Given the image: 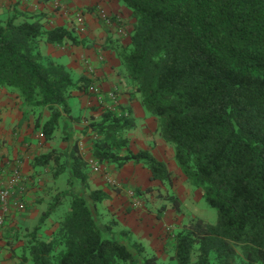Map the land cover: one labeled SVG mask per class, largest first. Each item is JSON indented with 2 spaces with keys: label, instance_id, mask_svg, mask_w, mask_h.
<instances>
[{
  "label": "trees",
  "instance_id": "16d2710c",
  "mask_svg": "<svg viewBox=\"0 0 264 264\" xmlns=\"http://www.w3.org/2000/svg\"><path fill=\"white\" fill-rule=\"evenodd\" d=\"M118 1L134 18L129 43L114 42L124 74L156 119V133L172 147L179 170L216 212L214 223L194 217L173 234L170 259L264 264V0ZM43 17L17 10L0 14V87L18 94L23 116L31 112L47 140L63 113L69 114V91L93 94L87 88L93 81L73 80L64 65L41 53V41L86 42L73 27L47 28ZM88 126L94 159L117 167L142 164L167 187L164 197L180 211L172 172L148 150L129 149L125 133L135 123L123 106L101 108ZM34 160L55 163L53 178L70 171L68 184L76 180L83 193L67 190L53 197L24 245L21 264H167L115 228L116 221L99 218L96 203L108 195L89 190L87 163L75 140L64 151L50 150ZM65 197L68 205L56 229L40 237L41 224Z\"/></svg>",
  "mask_w": 264,
  "mask_h": 264
},
{
  "label": "crops",
  "instance_id": "0c3cea01",
  "mask_svg": "<svg viewBox=\"0 0 264 264\" xmlns=\"http://www.w3.org/2000/svg\"><path fill=\"white\" fill-rule=\"evenodd\" d=\"M88 6L92 7L93 11L84 10ZM98 9L116 15L113 17L115 22L106 24L99 18ZM13 10L42 14L44 25L47 22L51 27H76L79 37L87 39L85 46L41 41L40 51L64 65L73 80L82 76L91 79L98 86L101 95L91 96L79 88H72L67 98L69 114L63 113L62 121L53 135L47 140L40 139L36 147L39 138L35 134L32 118L23 116L20 97L12 90L0 87V164L9 160L8 158L20 160L23 164L25 184L23 195L17 192L12 195L9 215L0 227V264H21L20 255L25 247L24 240L27 235L25 231L37 222L38 212L46 203L51 202L56 193L67 190L76 194L83 193V188L76 180L72 186L68 184L70 171L67 169L55 179L44 181L41 175L34 174L39 172L41 165L32 168L27 165L32 152L45 154L50 150L64 151L74 140L82 159L87 163L85 173L89 190L102 189L108 195L107 199L96 203L99 218L102 221H116L115 228L130 233L131 237L144 247L147 254L156 255L165 261L170 259L174 253L171 243L174 230L181 228L185 220L182 208L184 192L194 188L186 182L185 176L177 167L172 147L156 133V119L138 101L139 96L125 76L113 49V42L123 45L129 43L134 22L131 11L118 0H0V14ZM78 13H81V17H77ZM109 92L116 94L117 103L123 106L135 123V126L125 133L129 140V149L134 153L148 150L172 172V190L181 201L180 211L164 197L166 186L152 179L150 171L142 164L127 162L116 169L114 163L98 162V170L88 164L87 158H93L90 149L91 139L94 137L88 123L100 114L102 100L104 104L110 102L106 97ZM47 116V112H44V118ZM27 143H31V148H27ZM18 155L21 158H18ZM108 169L112 174H105L104 171ZM62 174H65L66 178L58 183ZM108 175L111 180L114 178L117 191L106 185ZM148 187L151 190L145 191ZM137 189L142 193L137 194ZM131 190L134 195L129 194ZM134 198L139 200L136 206L133 205ZM15 199L22 200L27 209L16 211L13 204ZM99 203L103 205L100 207ZM163 205L165 208L161 210ZM28 206L34 207L30 210ZM50 222L52 226L54 223ZM52 229L54 230V227Z\"/></svg>",
  "mask_w": 264,
  "mask_h": 264
},
{
  "label": "rangeland",
  "instance_id": "374dc122",
  "mask_svg": "<svg viewBox=\"0 0 264 264\" xmlns=\"http://www.w3.org/2000/svg\"><path fill=\"white\" fill-rule=\"evenodd\" d=\"M89 7V6H88ZM87 7V8H88ZM84 10H86V8L84 9ZM97 12H98V10H97ZM81 14V13H80ZM99 18L101 19V20H103L100 16H99ZM104 21V20H103ZM105 22V21H104ZM106 23V22H105ZM107 24V23H106ZM47 28H52L51 27V25H49L47 22H46V25H45ZM76 28V27H75ZM78 31H77V29L76 30H74V33L77 35V37L78 38H80L81 39V37H79V32L77 33ZM83 39V38H82ZM86 43H87V39H86V42H84V46L86 45ZM65 44H68V43H65ZM70 46H72V45H70ZM113 48H114V42H113ZM86 94H88V93H86ZM88 95H94L95 96V94H88ZM101 103V102H100ZM102 104V103H101ZM118 104V103H117ZM119 105V104H118ZM110 106H112V104L110 103V102H106L105 104L103 103V105L101 106L100 105V107L103 109V108H109ZM31 113V112H30ZM30 113H28V117L29 118H32V120H33V128H34V130H35V134H37V136H38V134H39V132H41L40 130H38V129H36L35 128V126H34V118H35V116L33 115V114H30ZM37 131V132H36ZM38 138L39 139H37V145L35 144V146L36 147H38V141L41 139L42 141L44 140V137L43 138H40L39 136H38ZM94 138V137H93ZM92 138V139H93ZM91 139V140H92ZM40 140V141H41ZM54 140H51V142H53ZM32 143V142H31ZM31 143H27V148H31ZM50 143V142H49ZM44 144V143H43ZM49 152V151H48ZM46 154V153H45ZM40 155H42L41 153H36V151H34V152H32L31 153V157L29 158V162H28V166L30 167V168H32V167H35L36 165H40V164H36V162H34L35 160H34V158H36L37 156H40ZM18 158H21V156H17ZM16 157V158H17ZM8 159H10V160H15V158H8ZM115 166V168L117 169V168H120V167H117L116 166V164L114 165ZM22 167H23V165H22ZM57 168V166H55V163H53L52 161L51 162H49V163H46V164H41V168L39 169V172L37 173V172H35L34 174L35 175H41L40 177H42L43 178V180L45 181V180H47V179H55V178H53V176H54V171H55V169ZM87 168V167H86ZM105 172V174H107L108 172L110 173V174H112V171H110V169H108V171L107 170H105L104 171ZM39 177V176H38ZM65 178H66V175L65 174H62V175H60L59 176V181H58V183H61L63 180H65ZM107 178H110V179H112L111 177H110V175H108L107 177H106V185L108 186V187H110L111 189H113V190H116L117 191V187H116V182H114L115 180H114V178H113V180L111 181V182H109V181H107ZM68 181V180H67ZM186 182H188V181H186ZM186 184H188V183H186ZM31 185H33V183L31 184ZM186 186H188V185H186ZM32 187H34V186H32ZM192 188V187H191ZM166 189H167V187H166ZM59 193V192H58ZM57 194V193H56ZM183 197H184V205H183V212H184V216H185V220H184V223L183 224H186L188 221H190V219L191 218H194V217H202V218H204L205 220H207V221H209V222H211V223H214L215 221H216V212H215V209L213 208V207H211L207 202H206V200L203 198V196H202V191L198 188H194V189H192V191H189V192H187V191H185L184 192V195H183ZM53 200V199H52ZM52 200H51V202H52ZM68 201H69V198L68 197H65V198H62L61 199V204L55 209V212L51 215V216H49V218L48 219H46L47 221L45 222L44 221V223H42L41 224V226H40V228H39V230H38V235L40 236V237H43V238H47V237H50L51 235H50V233L52 234V232L56 229V223H57V220H58V218H59V216L64 212V210L66 209V207H67V205H68ZM45 204V203H44ZM47 204V205H46ZM43 207H42V209L38 212V220H39V217H40V215H41V213L43 212V211H45L46 209H47V207L50 205V202H48V203H46ZM40 205V204H39ZM103 205V204H102ZM101 205V203H99V206L101 207L102 206ZM33 207L34 206H28V209L30 208V210L31 209H33ZM14 208H15V206H14ZM27 209V207H26V205H24V209ZM23 209V210H24ZM15 210H17L16 208H15ZM25 211V210H24ZM35 211V210H34ZM33 211V212H34ZM31 213V212H30ZM36 220V219H35ZM34 220V221H35ZM38 220H37V222H34L33 223V225H31V226H29V230L28 231H25L26 233L25 234H27V235H25V240H24V244H26V242L28 241V239L30 238V235H31V232H32V230L35 228V226L38 224ZM48 220H50V221H52L54 224V226L52 225H50L51 224V222L50 221H48ZM4 224V223H3ZM54 227V230L52 229ZM176 229V228H175ZM49 230H52L50 233H47V231H49ZM175 232L177 231V230H174ZM159 261L160 262H162V263H167V264H177L174 260H171V259H169L168 258V260H163V259H159Z\"/></svg>",
  "mask_w": 264,
  "mask_h": 264
},
{
  "label": "built area",
  "instance_id": "2783aa9c",
  "mask_svg": "<svg viewBox=\"0 0 264 264\" xmlns=\"http://www.w3.org/2000/svg\"><path fill=\"white\" fill-rule=\"evenodd\" d=\"M98 15L108 24L115 22L111 20V16L107 14L103 9H98ZM77 17H81V14L78 13ZM117 20H119L118 17ZM87 88L89 92H92L95 95H101L100 90L95 83H91ZM108 97L112 105L117 104L116 94L114 92H109ZM38 136L40 138L44 137L42 131L39 132ZM87 162L94 170H98L100 168V164L98 163V161L93 158H87ZM22 165V162L18 159L5 160V162L0 164V227L5 222V218L9 215L12 195L15 194V192L20 195L24 194L25 184ZM107 181L111 182L112 180L110 178H107ZM129 194L134 195V191H129ZM13 204L17 209L16 211H21L24 209V203L20 199L13 200ZM138 204L139 200L137 198H134L133 205L136 206Z\"/></svg>",
  "mask_w": 264,
  "mask_h": 264
}]
</instances>
